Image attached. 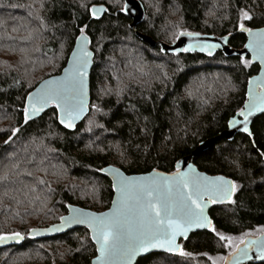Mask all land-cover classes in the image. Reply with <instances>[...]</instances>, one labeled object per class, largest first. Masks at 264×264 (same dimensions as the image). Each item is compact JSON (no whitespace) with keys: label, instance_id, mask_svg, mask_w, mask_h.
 <instances>
[{"label":"trees","instance_id":"1","mask_svg":"<svg viewBox=\"0 0 264 264\" xmlns=\"http://www.w3.org/2000/svg\"><path fill=\"white\" fill-rule=\"evenodd\" d=\"M139 1L145 18L134 31L132 20L121 11L124 0H0V129H20L7 145L8 135L0 132V168L13 153L14 158L31 159L33 163H23L21 168L46 179L55 190L47 194L42 208L39 202L29 204L23 196L20 204L8 199L0 203V235L20 232L25 238L19 245L0 248V264H91L96 247L87 230L42 241L30 239L29 233L59 223L69 206L95 212L109 209L113 187L100 169L115 166L129 175L153 169L171 173L179 161L212 139L215 142L209 149L193 158L194 164L202 172L243 186L235 212L212 206L213 224L234 237L245 232L260 235L257 229L264 227V158L258 153L264 151V137L259 135L264 130V114L252 125L253 137L239 134L233 141L219 139L229 120L244 106L248 81L260 67L250 57L244 58L251 62L244 67L241 57L222 52L212 57L165 53L160 45L152 48L144 43L137 33L159 44L175 43L180 32L230 37V46L241 50L247 33L239 31L238 9L247 7L254 17L246 26L264 28V0ZM92 5H103L108 11L99 20L92 19ZM85 25L95 63L89 115L74 132L59 125L54 107L40 119L24 124L26 93L49 78V73L56 76L62 72ZM29 31L38 38L27 53L28 62L20 65L21 54L18 48L12 53L11 46ZM31 47L39 51H31ZM50 58L55 68L48 63ZM128 72L135 80L125 75ZM125 84L128 88L117 97L115 90ZM105 86L112 94L99 95L98 89ZM93 105L107 115L95 112ZM121 153L126 158L122 159ZM41 160L39 166L46 168L47 174L35 171ZM21 179L32 182L31 177ZM181 245L193 258L158 253L137 264H211L207 256L229 255V249L220 247L209 231L196 233Z\"/></svg>","mask_w":264,"mask_h":264},{"label":"snow or ice","instance_id":"2","mask_svg":"<svg viewBox=\"0 0 264 264\" xmlns=\"http://www.w3.org/2000/svg\"><path fill=\"white\" fill-rule=\"evenodd\" d=\"M107 11L108 9L103 5H92L89 8L91 18L95 20H99L101 15ZM121 11H127V7ZM238 19L239 31L247 33L249 38L244 48L251 51L253 58L259 59L261 65L264 66V29L254 30L246 26V22L254 19L247 7L238 9ZM41 27H43L42 21ZM86 27L87 25L79 30L76 46L67 61L68 67L63 68V75L53 76L49 73L48 79H42L34 91L26 93L27 103L23 108L24 124H28L30 120L39 116L50 105L56 109L59 124L65 129L75 128L76 122L86 117L89 112V68L93 64V51L89 50L91 41L84 30ZM17 30L13 29V31ZM194 35L199 34L180 32L176 38ZM37 38L32 31H29L27 35L20 37L18 44L11 46L12 53H15L18 48L21 54L18 61L20 65L28 62L27 53ZM8 39L16 40L15 37H8ZM223 40L225 43L228 42L227 37H223ZM217 47H219L217 44L202 45L200 50L204 51L207 48L211 54V50ZM190 48L191 46L182 50L187 52ZM31 51H39V48L31 47ZM96 51L99 49L97 48ZM48 63L52 64L53 68L56 67L53 58H50ZM240 63L248 67L251 62L241 56ZM136 71L141 72L142 69L137 68ZM125 75L130 80H135L132 72ZM127 88V84L117 87L115 95L120 97ZM98 94L110 95L112 89L102 87L98 89ZM92 109L97 113L107 115L98 105H93ZM257 113H264V75L248 81V99L244 101V106L235 113L233 119L229 120V127L235 128L242 125L239 130L246 133L248 137H253L256 134L249 125L252 123L251 118ZM237 117L243 119H237ZM92 123L89 120V125ZM99 127L103 128V125ZM88 130L91 131V127ZM19 131L18 127L0 129V132L8 135L4 144L13 142V138ZM259 135L264 137V130ZM252 143L255 146V140ZM258 154L264 158V151ZM120 155L122 159L126 158L123 153ZM14 157L15 153L10 154L7 157L8 163L0 168V203L8 199L20 204L23 201L19 197L23 196L29 204L39 202L41 208L44 207L47 203V194L55 190L46 179L36 176L31 170L21 168L23 163H33L31 159L25 161ZM40 164H43V160L37 164L35 171L47 174V169L41 168ZM100 171L113 178L112 187L117 196L112 200V208L108 212L96 214L69 206L70 215L60 218L63 225L85 224L91 230V239L99 253L92 264H132L138 255L154 251L193 258V253L181 247L177 239L188 240L189 233L198 229L208 230L214 234L220 247L229 249V255L226 257L213 258L207 256V253H202L207 256L211 264H241L242 258L252 259L249 253L253 250L257 253L256 258L264 261V227L257 229L259 236H254L252 232H245L239 237H234L220 232L208 215V209L213 205L222 206L221 210L224 212H235L238 193L243 190V186L233 180L224 176H207L197 171L191 164L187 165L186 170L181 171L179 163L176 164V170L170 174L153 169L145 176H126L118 168L112 167L100 169ZM53 175H58V173H53ZM21 177H31L32 182L26 183ZM10 185L18 186L10 187ZM60 230L62 226L54 228V231ZM31 234L40 233L32 229ZM7 239L19 242L22 236L20 232L11 233L10 237L0 235V242ZM70 253L71 250H69Z\"/></svg>","mask_w":264,"mask_h":264},{"label":"water","instance_id":"3","mask_svg":"<svg viewBox=\"0 0 264 264\" xmlns=\"http://www.w3.org/2000/svg\"><path fill=\"white\" fill-rule=\"evenodd\" d=\"M124 1H125V7H127L126 15L132 20L131 28L134 31H137L138 25L140 23H142L143 20H144V18H145V8H144V6L142 5V3L139 0H124ZM103 7H105V6H103ZM104 14L105 13H103L100 18H102L104 16ZM261 29H264V28H261ZM137 34H138V37L144 43L148 44L152 48H155L158 45H160L162 51L165 52V53H171V54H180V53L202 54V55H205V56H208V57H212L215 54H217L219 52H222V53H224L228 57H233V56H239V57L243 56L244 58L250 57L252 63H254V64H256V65H258L260 67L259 73L257 75H255L254 77H252L251 79L256 78V77H259L261 75H264V66L261 65L259 59H254L253 58V53L251 51H249L248 49H245V48H243L241 50L233 49L230 46V37H227L228 38V42L225 43L224 40H223V37H218V36H214V35H202V34H199L198 36L194 35L192 37H189V36H179V38L177 39V41L175 43H173V44H165V43L159 44V42L155 41L153 38H151L149 36H146V35L140 34V33H137ZM194 34H196V33H194ZM248 39L249 38H248V35H247V42L246 43H248ZM211 44H217V45H219V47L211 50V54H209V51H208L207 48H205L204 51H201L200 50V48H201L202 45L203 46H206V45H211ZM75 46H76V43H75L73 49L75 48ZM189 46H191V48H190L189 51L185 52V51L182 50V49L187 48ZM89 50L92 51L91 48H90V45H89ZM70 56H71V54H70ZM94 64L95 63H94V53H93V64L89 68V96H88V100H89V112L87 113L86 117L90 113V106H91V75H92V71H93V68H94ZM65 67H68V63L66 64ZM60 75H63V70H62V72L59 75H56V76H60ZM38 86H39V84H38ZM247 99H248V91H247ZM26 103H27V101H26ZM52 107L53 106L50 105L48 108H46L44 110V112L40 113L39 116L35 117L33 120H30V121H35V120L40 119ZM263 114L264 113H257L255 116H253L251 118L252 123L249 125V127H250L251 130H252V125L254 124L255 120L258 117L262 116ZM85 118L82 119V120L77 121L76 122V127L78 125H80L85 120ZM237 119H243V118L242 117H237ZM60 126L62 128H64L63 125H60ZM76 127L73 128V129H65V128L64 129L67 130V131H69V132H74L75 129H76ZM241 127H242V125H238L237 127L233 128V127H229V124H228L227 130L225 132H223L219 136V139H225V140H228V141H233L234 138L237 135H239V134H246V133H243L242 131L239 130ZM214 142H215V140L212 139V140H208V141L202 143L197 148V150L192 154V156L186 157V158L182 159L181 161H179L178 163L181 165V171L186 170L187 165L191 164V165H193L197 169V171H199V172H201V173H203V174H205L207 176H212V175H209V174H207L205 172L200 171L198 169V167L194 164L193 158L197 157L203 151L208 150L209 147ZM109 167L118 168V167H115V166H108L105 169H108ZM118 169L121 172H123L124 175H126V176H145V175H148L149 174V173H147V174H141V175H129L126 172H124L122 169H120V168H118ZM158 172H160V171H158ZM102 173H103V175L106 178H108L111 181V184H113V178H112V176L109 175V174H107V173H105V172H102ZM161 173L170 174V173H165V172H161ZM218 176H220V175H218ZM227 179H229V178H227ZM113 192H114V195H113V199L112 200L116 199V196H117V193L115 192L114 189H113ZM71 207L72 208H75V209H81L84 212H91V213L99 214V213H103V212H108L112 208V203H111L110 208L107 209L106 211H103V212H95V211H92L90 209H86V208H82V207H78V206H71ZM211 208H212V206H210V208L208 209V215H209L210 219H212L211 216H210ZM69 215H70V213H69V209H68V214H66L64 217H68ZM56 226H62V230H60V231H54V228ZM78 229H85V230H87L89 232L90 238H91L92 233H91V230L87 227V225H85V224H78V223H72V224L63 225L62 224V221H60L59 223H56V224H54V225H52V226H50V227H48L46 229H36L37 232L40 233V234H38V235H32L31 232H30L28 237L30 239H32V240H37V241L49 240L52 237L65 235V234H68V233H70L72 231H75V230H78ZM205 231H208V230H206V229H198V230H195L194 232L189 233V239H190V237L192 235H194L196 233H200V232H205ZM8 237H10V236H8ZM24 241H25V238L23 236H22V239L19 242H16L15 240H12V239H7L4 242H0V248H5V247H9V246H16V245H19V244L23 243ZM182 241H187V240H185L183 238H178L177 239V243H179L180 245H181V242ZM93 244L95 245L94 242H93ZM95 247H96V245H95ZM181 247H182V245H181ZM158 253L168 254V253H165L163 251H154V252H150V253L138 255L132 261V264H137L140 259L145 258L147 256H150L152 254H158ZM168 255H171V254H168ZM249 255L252 257V259L249 260V259H243L242 258L241 259V264H264V261L256 258L257 257V253H256L255 250L251 251L249 253ZM97 256H99V253L96 251V257L92 260V262L94 260H96Z\"/></svg>","mask_w":264,"mask_h":264}]
</instances>
